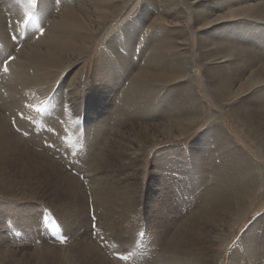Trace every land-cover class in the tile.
I'll use <instances>...</instances> for the list:
<instances>
[{"label": "bare ground", "instance_id": "1", "mask_svg": "<svg viewBox=\"0 0 264 264\" xmlns=\"http://www.w3.org/2000/svg\"><path fill=\"white\" fill-rule=\"evenodd\" d=\"M41 3L46 32L35 42L39 30L21 35L27 40L21 41L20 52L0 5V66L10 55L17 57L14 73L0 70L5 73L0 85V264H114L91 238L84 185L102 222L110 224L109 233L118 222L120 231L126 221L142 228L141 159L148 149L185 139L207 122L209 129L192 142L190 153L173 147L161 151L164 157L156 161L151 183L156 189L148 193L151 219H146L144 238L161 251L155 264H219L237 227L264 205V0ZM94 58L89 97H84L83 79ZM58 83L55 96L69 97L62 103L54 99L60 105L56 111L50 107L54 123L18 120L42 130L38 145H32L8 115L28 94H48ZM82 113L87 128L92 127V159L81 163L92 169L85 184L42 147L49 135L66 143L70 133L81 132L76 119ZM27 199L48 200L74 243L43 241L31 249L6 235L18 228L10 225L14 216L1 220L3 205ZM259 219L242 236L229 264H264V218ZM34 230L29 234L39 238Z\"/></svg>", "mask_w": 264, "mask_h": 264}, {"label": "rangeland", "instance_id": "2", "mask_svg": "<svg viewBox=\"0 0 264 264\" xmlns=\"http://www.w3.org/2000/svg\"><path fill=\"white\" fill-rule=\"evenodd\" d=\"M41 2H42V0H37L36 5L33 7V6H31V0H19L15 4L11 0H0V5H1L4 13H6V17L8 18L7 22H8V32L10 35L9 36L10 40L14 44L17 45L16 46V52H20L22 50L23 46L25 45L21 41L25 42L27 40V38L22 39L21 35L26 34V32H28L29 30H31V32L33 30H34L33 32L39 30V32L35 35L32 42H35V40H39V38L45 34L46 28L43 27L44 19H43V15H42V14H44L45 11L42 9V3ZM29 14L31 15V20H29ZM20 38H21V40H20ZM195 40H196V38H195ZM1 42L2 41H0V49L2 48ZM20 42H21V44H20ZM10 57H14V59H10ZM16 59H17V57L15 54L7 57L8 73H12V72L14 73V71H13L14 69L12 68L11 64ZM94 63H95V58L91 59L90 63L88 64L87 71H86L84 79H83V81H84V83H83V86H84L83 87V96L84 97H86V96L89 97V88L91 87L92 69H93ZM195 74H198V72H195ZM4 75H5V73H2L0 71V85L3 84L2 78ZM59 85H60V83L56 84L54 86L55 88L54 89L52 88V90L48 94L44 93V92H39V94L37 92V96L36 95L33 96L34 94H36V92H34V94H30V95L28 94L26 96V99L19 106H16L14 108L13 113L15 116L14 115L12 116V114H10L8 112L9 113L8 116L11 118V123H12L13 128L17 132H19V134L22 137H24V139H26L32 145H35V146L38 145V142L35 140H37L39 132L42 130L41 129L40 130L35 129L36 126L34 128H31V127L29 128V125L25 126L24 124H26V120L29 122H30V120H33L36 124L41 122V120H45V119H49L50 120L49 123H54L56 121V118H53V117H55L56 113L52 114V110H50V107L56 111V109H58L60 107V105L55 104L54 99H56V101H58V102H61L60 100H62V99H63L62 102L63 101L68 102L67 97H69L66 94L64 95V92L61 93V96L59 95L61 97L60 99H58L55 96V93H56ZM65 90L67 91V89H65ZM203 100L205 102H207L209 105L212 103L210 101H207V99H205V98ZM210 106L212 107V104ZM112 109L115 111L116 108H112ZM48 111H50L51 113L49 112V114H48ZM44 114H46L47 116L50 115L51 117L50 116H48L49 118L45 117L46 115H44ZM42 115H44V116H42ZM50 118H53V119H50ZM19 119L22 120L23 122L25 121L24 124H22L23 123L22 121L18 122ZM76 120L78 121L76 124L78 125L79 129L82 128L81 132L70 133V138H67L66 143L63 140L64 138L58 139L57 136H55L57 138H54V139L50 138L49 137L50 133H49L48 134L49 136L47 138H45L47 140L42 143V147H44L47 151H49L50 154H52V156L56 160L59 161V163H61L73 175L80 178V180L83 181L85 184L87 181L90 180V178L92 176L88 173L92 169L87 168V167L83 168V165L81 163H84L85 161L87 162L88 160L92 159V156H91L92 154L89 155V152H88V148L90 146V136L92 135V133H90L89 130L92 129V127L89 129L87 128L89 126H88V120H87L86 113H84V114L82 113L80 115V118L78 116V118ZM76 120H73V121L75 122ZM45 124L47 125V123H45ZM209 127H210V125L207 122L199 132L194 133L185 139H182V140H179L176 142L165 141L162 143L161 147L159 146L155 150L154 149H152V150L148 149L146 155L141 159L142 168H141L140 173H141V180H142L141 183H142V188H143L142 189V195L143 196L141 197V203L139 204L138 208L140 211L139 214L142 216L143 220L146 222L145 223L143 220L140 222V224H142L141 225L142 228L139 227V229H136V226H134V225L132 226L131 223L129 224V222L126 221V223H125L126 225H125L124 229H121L123 231H120L119 225L121 226L122 223L118 222L115 225H113V223H111V225H113V226H111V228H113V229H111V232L109 233L108 228H110V226H109L110 224L108 222H105V221H104V223L102 222L101 212L97 211V209L94 207V202H93L94 200L91 197V191L89 190L90 188L88 185H86V184L84 185L85 188H87V193H88V198H89V216H90V220H91V236H92L91 238H92V240L95 241V243H97V245L100 247L101 251H103V253L111 261H113L114 264H141V263L142 264H155L156 263L155 261L157 260V256H159L158 254H160V252H161L160 249L158 247H153V245H149V244H147V242H145V238L147 239V230H145L147 228L146 219H147V217L151 219V217L149 215L150 213H148V210H149L148 197H150L148 195V193H150V192L152 193L154 191V189H156V188H154V183L151 184L153 182V169L155 167L154 165L157 164V162H156L157 160L160 163L159 160L164 157L162 154V152H163L162 150L173 147L176 149H180V148L183 150L187 149V151L190 153V150L192 147V142L194 140H196L198 138V136H200V134L204 130H208ZM226 129L229 133H232V137H235V133L233 132L234 130H233L231 125L228 124ZM36 130H39V131H36ZM44 132H45L44 133V136H45L46 132H48V130H45ZM83 132H85V134H83ZM28 137L31 138L32 141L30 139H28ZM55 139H58V141L57 140L55 141ZM84 141H85V143H84ZM236 141L244 149H249V146L246 145V143H244L243 141L239 140L238 138H236ZM46 142H47V144H46ZM55 142H57V143H55ZM76 143L79 144L80 147L77 146ZM54 147H55V149H54ZM57 148H59V149H57ZM157 151L158 152L162 151V152L159 153V155H158ZM55 153H56V155H55ZM161 162H163V161L161 160ZM188 165H192V161H189ZM81 170H83V172H81ZM84 173L85 174L88 173V174H86V176H85ZM88 176H89V178H88ZM143 191H144V193H143ZM48 203H49L48 200H44V202H43V199H40V200L27 199V200H20L18 202L10 201L7 203V205H3V207H2L3 215H2L1 220L4 221V219L8 218L7 216H14L10 219V221H11L10 225H11V227L14 226V227L18 228V229H13V227L10 228L11 232H8V233L6 232V235H8L12 239H13V236H16L18 239H22L23 241L19 240L21 242L20 244L23 247H29L31 249H35L34 247L39 246L43 241H46L50 245L52 244L53 246H66V245L74 243V240H76L74 238V235H72L71 233L69 235L67 232H65L64 230L61 229L62 220L59 217V213L56 212V210L53 209L50 206V204H48ZM20 204H24V206L26 208L20 209L18 207ZM117 216L120 217L121 214L118 213ZM259 218L260 219L264 218V205L257 208L254 213L249 214L247 216L246 220L237 227V229L235 230L236 233L233 236L234 238L232 239L231 243L229 244V246L227 247L226 250H223L224 251V253L222 255L223 259L221 258V261L219 264H229V261H228L229 257L231 255V253L233 252V250L235 249V247L239 244L240 239L242 238V236L244 234H246L250 230V228L252 226L255 225L256 221ZM58 219H60V220H58ZM22 220H25V221L23 223H21ZM143 224H145V225H143ZM114 227L116 228V230L114 229ZM118 227H119V229H118ZM34 229H36V231L39 232V234H38L39 238L34 237L33 234H29V232H31ZM112 230L113 231L115 230V231L112 232ZM124 230H125V232H124ZM129 230L132 231L131 234H130ZM140 232H141V234H140ZM19 233H20V237H19ZM136 233L137 234L139 233V234L137 235ZM109 234H111V235H109ZM115 236L120 237V239L115 237ZM125 236H127V237H125ZM132 236H134V237H132ZM138 236H139V238H138ZM72 237H73V239H72ZM125 238L127 239V241ZM113 239H115V241H113ZM117 239L119 240V242ZM143 239H144V241H143ZM135 240H137V241H135ZM112 241L114 243H112ZM123 241L126 243L124 244ZM148 248H150V249H148ZM150 250H152V251H150ZM149 252H151V253H149Z\"/></svg>", "mask_w": 264, "mask_h": 264}, {"label": "snow or ice", "instance_id": "3", "mask_svg": "<svg viewBox=\"0 0 264 264\" xmlns=\"http://www.w3.org/2000/svg\"><path fill=\"white\" fill-rule=\"evenodd\" d=\"M37 0H31V6H35L36 5ZM29 20H31V15L29 14ZM10 59H14V57H10ZM0 70H3L4 72L8 71L7 68V59L3 62V65L0 66Z\"/></svg>", "mask_w": 264, "mask_h": 264}]
</instances>
